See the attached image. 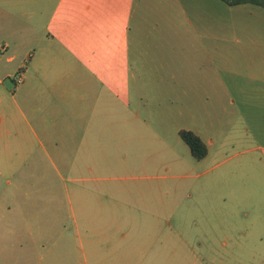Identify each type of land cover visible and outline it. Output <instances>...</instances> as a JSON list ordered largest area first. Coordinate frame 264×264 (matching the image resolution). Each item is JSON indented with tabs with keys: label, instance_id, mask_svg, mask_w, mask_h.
I'll return each instance as SVG.
<instances>
[{
	"label": "crops",
	"instance_id": "obj_1",
	"mask_svg": "<svg viewBox=\"0 0 264 264\" xmlns=\"http://www.w3.org/2000/svg\"><path fill=\"white\" fill-rule=\"evenodd\" d=\"M219 2L58 0L50 5V0H0V180L6 185L0 195L2 215L25 217L22 207L30 187L46 193L67 182L101 186L109 180L107 174L128 167L130 149L155 144V130L133 107L140 109L143 98L131 102L136 69L140 79L152 82L150 93L170 94L173 105L172 95L186 96L190 119L210 106L232 109L233 140L248 163L242 170L259 180L256 171L264 173V32L256 31H264V21L241 24L249 34L227 40V23L220 20L226 4ZM255 10L264 20V8ZM115 14H121L123 25L118 36ZM133 28L137 39L132 41ZM20 70L23 80L18 84ZM190 124L181 130L198 136L208 155L214 140L204 139L203 126L195 119ZM33 176L38 181L29 182ZM96 190L87 192V207L99 196ZM55 201L59 207L60 199ZM62 201L73 207L69 195ZM244 213L234 219L233 241L239 240L235 261L264 264V217ZM66 232L64 227L48 247L11 249L12 264H50L55 254L57 264L110 259L102 251L101 236L83 242L80 229L71 246ZM229 236L222 239L224 250Z\"/></svg>",
	"mask_w": 264,
	"mask_h": 264
},
{
	"label": "rangeland",
	"instance_id": "obj_2",
	"mask_svg": "<svg viewBox=\"0 0 264 264\" xmlns=\"http://www.w3.org/2000/svg\"><path fill=\"white\" fill-rule=\"evenodd\" d=\"M57 1L50 0V5ZM225 9L220 20L227 23V40L242 38L243 32L249 34L248 26L241 24L264 21L255 14V9H261L257 6L226 5ZM114 23L118 36L123 31L121 14L114 15ZM130 36L132 41L137 39L134 28ZM135 72L131 102L137 104L139 97L143 98L140 109L133 107L150 122L148 128L155 130V144L147 142L143 150L130 149L128 167L107 174L109 180L101 186L74 187L67 182L62 189L46 193L30 187L25 190L29 200L21 206L25 217L15 213L3 216L0 200V264H12L15 254L11 249L21 245L48 247L64 227L69 231L66 236L71 246L74 232L80 229L83 242H94L101 236L102 251L110 254L108 262L101 264H239L235 261V242L239 240L236 237L233 241L234 219L245 217L244 212L250 217H264V185L258 183L264 181V173L257 170L262 176L257 180L242 170L248 163L233 140L236 119L232 109L227 105L225 111L210 106L202 116L199 111L192 113L197 124L203 126L204 139L214 140L208 145L207 157L196 160L178 134L194 120L187 113L186 96L172 95L176 99L173 105L170 94L150 93L152 82L140 79L137 69ZM63 177L67 179L68 175ZM37 179L33 176L29 182ZM92 187L99 196L87 207L86 195L95 190ZM5 190L0 180V195ZM65 194L73 207L62 201ZM56 198L60 199L59 207L56 201L52 203ZM226 234L230 242L224 250L221 242ZM56 257H50V264H57ZM244 264L255 262L248 259Z\"/></svg>",
	"mask_w": 264,
	"mask_h": 264
},
{
	"label": "trees",
	"instance_id": "obj_3",
	"mask_svg": "<svg viewBox=\"0 0 264 264\" xmlns=\"http://www.w3.org/2000/svg\"><path fill=\"white\" fill-rule=\"evenodd\" d=\"M228 6L253 5L264 8V0H220ZM179 137L188 147L191 156L196 160H202L207 155L206 145L202 140L191 131L180 130Z\"/></svg>",
	"mask_w": 264,
	"mask_h": 264
},
{
	"label": "built area",
	"instance_id": "obj_4",
	"mask_svg": "<svg viewBox=\"0 0 264 264\" xmlns=\"http://www.w3.org/2000/svg\"><path fill=\"white\" fill-rule=\"evenodd\" d=\"M22 80H23V72L20 70L15 76V81L16 83L19 84L22 82Z\"/></svg>",
	"mask_w": 264,
	"mask_h": 264
}]
</instances>
